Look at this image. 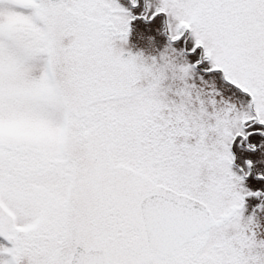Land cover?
<instances>
[{
  "label": "snow or ice",
  "instance_id": "6c2138e0",
  "mask_svg": "<svg viewBox=\"0 0 264 264\" xmlns=\"http://www.w3.org/2000/svg\"><path fill=\"white\" fill-rule=\"evenodd\" d=\"M0 264H264V0H0Z\"/></svg>",
  "mask_w": 264,
  "mask_h": 264
}]
</instances>
